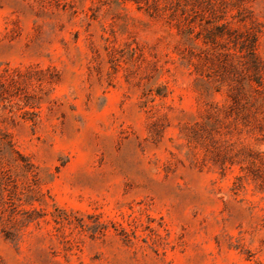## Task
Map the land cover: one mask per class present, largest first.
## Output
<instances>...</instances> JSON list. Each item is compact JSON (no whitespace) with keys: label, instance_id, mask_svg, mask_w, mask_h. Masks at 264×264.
Listing matches in <instances>:
<instances>
[{"label":"rangeland","instance_id":"obj_1","mask_svg":"<svg viewBox=\"0 0 264 264\" xmlns=\"http://www.w3.org/2000/svg\"><path fill=\"white\" fill-rule=\"evenodd\" d=\"M0 264H264V0H0Z\"/></svg>","mask_w":264,"mask_h":264}]
</instances>
